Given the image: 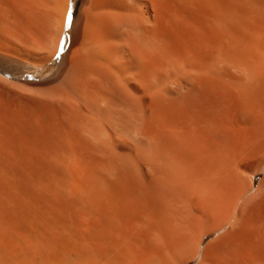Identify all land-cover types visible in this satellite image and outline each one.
<instances>
[{
	"label": "bare ground",
	"instance_id": "bare-ground-1",
	"mask_svg": "<svg viewBox=\"0 0 264 264\" xmlns=\"http://www.w3.org/2000/svg\"><path fill=\"white\" fill-rule=\"evenodd\" d=\"M59 51L15 104L0 264H264V0H0L4 74Z\"/></svg>",
	"mask_w": 264,
	"mask_h": 264
},
{
	"label": "rangeland",
	"instance_id": "rangeland-1",
	"mask_svg": "<svg viewBox=\"0 0 264 264\" xmlns=\"http://www.w3.org/2000/svg\"><path fill=\"white\" fill-rule=\"evenodd\" d=\"M72 1L73 0H69V6H71ZM66 30H67V28H66ZM65 38H67L66 32L63 36L62 43H63V40ZM59 55H60V51L48 63H46L44 67L36 70L35 73L33 71H31V72L29 71L26 73L18 72V73L4 74L0 70V144L2 145V147L0 145V147L2 149V150L0 149L2 151V152L0 151V167H3L4 164L7 165V166L5 165L6 167H18L17 161H16L17 159L13 158L16 156V153L13 152L14 147L12 145L13 144V140L11 139L12 136L10 137L9 135L12 134V129H13L12 126H13V119L15 117V112H14L15 104L17 103L18 100H20L19 94L23 93L22 92L23 86L26 85L24 80L33 78L37 75H39L40 77L49 75L51 73V71H53L54 66H55V62H56ZM3 126H6V127L4 128ZM5 132H7V133H5ZM5 134L8 136H6ZM5 136H6V138H5ZM2 138L4 140H2ZM3 142L5 144H3ZM6 143H8V144H6ZM3 145L6 147L5 150L3 149ZM6 150L9 152H13V153L12 154L8 153ZM9 154H11L12 157ZM4 155H5V157H4ZM3 158H4V160L2 161ZM5 158L7 159V162H5L6 161ZM2 162H3V164H2ZM13 162H16V163L13 165Z\"/></svg>",
	"mask_w": 264,
	"mask_h": 264
},
{
	"label": "snow or ice",
	"instance_id": "snow-or-ice-1",
	"mask_svg": "<svg viewBox=\"0 0 264 264\" xmlns=\"http://www.w3.org/2000/svg\"><path fill=\"white\" fill-rule=\"evenodd\" d=\"M69 19H70V15L69 14H66V16H65V24L66 25H67Z\"/></svg>",
	"mask_w": 264,
	"mask_h": 264
}]
</instances>
